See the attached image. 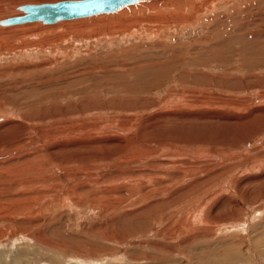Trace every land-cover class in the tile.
<instances>
[{
    "label": "rangeland",
    "instance_id": "1",
    "mask_svg": "<svg viewBox=\"0 0 264 264\" xmlns=\"http://www.w3.org/2000/svg\"><path fill=\"white\" fill-rule=\"evenodd\" d=\"M170 1L0 24V264H264V0Z\"/></svg>",
    "mask_w": 264,
    "mask_h": 264
},
{
    "label": "water",
    "instance_id": "2",
    "mask_svg": "<svg viewBox=\"0 0 264 264\" xmlns=\"http://www.w3.org/2000/svg\"><path fill=\"white\" fill-rule=\"evenodd\" d=\"M137 2L139 0H60L40 4L27 3L18 7L24 14L3 19L0 24L8 26L35 21L53 24L63 20L115 13Z\"/></svg>",
    "mask_w": 264,
    "mask_h": 264
},
{
    "label": "bare ground",
    "instance_id": "3",
    "mask_svg": "<svg viewBox=\"0 0 264 264\" xmlns=\"http://www.w3.org/2000/svg\"><path fill=\"white\" fill-rule=\"evenodd\" d=\"M142 1H146V0H139V2H137V3H134L135 4V6H136V4H141V5H143L144 3L142 2ZM194 1V0H193ZM191 0H171L170 2H168L169 4H173V5H175V3H179V4H177V5H183L182 6V8L183 9H180V7L178 8V10H176V11H174L172 14L175 16V17H179V18H181V19H186L185 18V16H187L186 14H187V12H186V8L188 7V6H190V5H192L191 4ZM34 4V3H33ZM36 4V3H35ZM40 4V3H39ZM134 4H131V5H133L134 6ZM146 4V3H145ZM131 5H128V6H131ZM155 4H154V2L152 3V6H153V9L155 8V6H154ZM172 5V6H173ZM176 5V6H177ZM128 6H126V7H124L123 9H125V8H127ZM147 6V5H146ZM145 6V7H146ZM211 7V6H210ZM177 8V7H176ZM189 8V7H188ZM19 9V8H18ZM123 9H120L119 11H121V10H123ZM188 10V9H187ZM20 12H21V14L20 15H22V14H24V12L22 11V10H20ZM118 12V11H117ZM177 15V16H176ZM188 18H190V17H188ZM187 18V19H188ZM77 19H79V18H77ZM3 20V19H2ZM76 20V19H75ZM1 21V20H0ZM36 22H39V23H42L41 21H36ZM26 24V23H25ZM24 24V25H25ZM55 24V23H54ZM2 25V24H1ZM18 25H20V24H18Z\"/></svg>",
    "mask_w": 264,
    "mask_h": 264
}]
</instances>
